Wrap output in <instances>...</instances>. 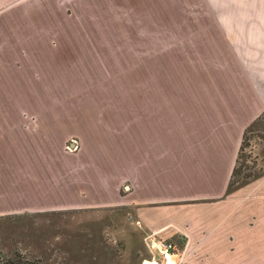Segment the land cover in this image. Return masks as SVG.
<instances>
[{"label": "crops", "instance_id": "0c3cea01", "mask_svg": "<svg viewBox=\"0 0 264 264\" xmlns=\"http://www.w3.org/2000/svg\"><path fill=\"white\" fill-rule=\"evenodd\" d=\"M107 58L129 64L128 102L90 100L88 75L123 72ZM255 120L264 0H0V217L114 208L180 244L178 264H264V176L227 192Z\"/></svg>", "mask_w": 264, "mask_h": 264}, {"label": "rangeland", "instance_id": "374dc122", "mask_svg": "<svg viewBox=\"0 0 264 264\" xmlns=\"http://www.w3.org/2000/svg\"><path fill=\"white\" fill-rule=\"evenodd\" d=\"M66 23L64 22L63 25L69 26ZM74 24L81 26L79 19ZM63 25L59 26L61 28L58 31L41 33L47 38L56 39L60 34H62L60 38H66L65 34L68 31L64 30ZM82 34V31L75 32L78 39L84 38ZM83 49L72 50L77 54L76 50ZM57 53L70 55L68 48L65 47L57 49ZM87 53L91 54V52ZM108 59L105 64L100 63L105 71L114 72L120 68L123 72L120 73L121 75L115 73L116 76L109 72H101L102 80L94 73L88 75L89 79L86 80L92 83L96 79V86H99L97 89L100 90L99 94L90 95V100L97 99L101 103L128 102L129 64L124 62L115 64ZM70 65H73L75 72L84 70L81 63L67 64V68L70 69ZM88 72L91 74L90 71ZM104 77L106 81L111 80V85L106 83ZM106 86H110L109 88L113 86L115 92H107ZM74 97L80 98V96ZM236 166L241 170L238 180L248 179L250 182L264 176V124L259 130L246 134ZM257 175L259 177L255 178ZM237 183L234 185L237 186ZM127 215L128 213L123 211L107 208L105 213L91 212L89 217L74 216L71 220L69 215L63 213L1 216L0 264H140L143 258L148 259L144 251L146 248L143 247L145 240L138 239L135 233L131 232ZM181 250L180 244L177 243L178 260L179 258L183 260Z\"/></svg>", "mask_w": 264, "mask_h": 264}, {"label": "built area", "instance_id": "2783aa9c", "mask_svg": "<svg viewBox=\"0 0 264 264\" xmlns=\"http://www.w3.org/2000/svg\"><path fill=\"white\" fill-rule=\"evenodd\" d=\"M80 144L77 138H70L66 143H65V150L69 152H75L79 150ZM145 243L147 247L152 251V250H158L161 256V260H164L165 256L167 254L175 255L177 257V263H180L182 258L178 260V255L176 254V244L169 240V239H164V238H157L156 233L151 232L149 233L146 238H145ZM153 261L158 262L160 264V261H157L155 259H152Z\"/></svg>", "mask_w": 264, "mask_h": 264}, {"label": "trees", "instance_id": "16d2710c", "mask_svg": "<svg viewBox=\"0 0 264 264\" xmlns=\"http://www.w3.org/2000/svg\"><path fill=\"white\" fill-rule=\"evenodd\" d=\"M260 128V124L258 123V120H255L253 121L247 128L246 130L244 131V134H243V138H242V143H241V147H240V150H239V155H240V151L244 145V140H245V136L248 132H253V131H256V130H259ZM239 155H238V158H237V161L239 159ZM236 165H237V162H236ZM235 165L234 169H233V172H232V175H231V178L229 180V183H228V187H227V192H230L232 190H234L235 188L238 187V185H242V184H245L247 183L249 180L248 179H242V180H238L239 176L241 175L240 172L241 170L237 168V166ZM259 177V175L255 176V178ZM254 178V177H253ZM237 179V180H236ZM237 183V186H235L234 184Z\"/></svg>", "mask_w": 264, "mask_h": 264}, {"label": "water", "instance_id": "95a60500", "mask_svg": "<svg viewBox=\"0 0 264 264\" xmlns=\"http://www.w3.org/2000/svg\"><path fill=\"white\" fill-rule=\"evenodd\" d=\"M141 264H158V262L145 258L142 260Z\"/></svg>", "mask_w": 264, "mask_h": 264}, {"label": "bare ground", "instance_id": "6f19581e", "mask_svg": "<svg viewBox=\"0 0 264 264\" xmlns=\"http://www.w3.org/2000/svg\"><path fill=\"white\" fill-rule=\"evenodd\" d=\"M170 256H171V254H167V255L165 256L164 259H166V262H165L164 264H171L172 260L169 261V259H168Z\"/></svg>", "mask_w": 264, "mask_h": 264}]
</instances>
